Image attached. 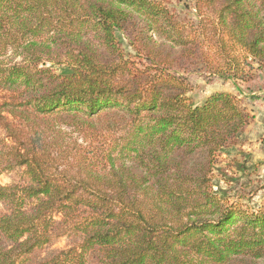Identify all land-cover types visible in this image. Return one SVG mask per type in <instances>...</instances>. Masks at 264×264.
<instances>
[{
	"label": "trees",
	"instance_id": "obj_1",
	"mask_svg": "<svg viewBox=\"0 0 264 264\" xmlns=\"http://www.w3.org/2000/svg\"><path fill=\"white\" fill-rule=\"evenodd\" d=\"M168 1L0 0V264H264V208L213 183L249 112L188 96L264 74V0H193L190 32Z\"/></svg>",
	"mask_w": 264,
	"mask_h": 264
},
{
	"label": "rangeland",
	"instance_id": "obj_2",
	"mask_svg": "<svg viewBox=\"0 0 264 264\" xmlns=\"http://www.w3.org/2000/svg\"><path fill=\"white\" fill-rule=\"evenodd\" d=\"M169 7L178 14L180 20L190 27V19H202L194 9L193 0H169ZM206 26L200 29L202 39L215 49V37L212 23L205 21ZM196 26V25H195ZM127 51L131 48L124 41ZM235 56L243 58L240 51H233ZM59 70L58 66H54ZM248 69V67H246ZM204 74L192 76L193 90L188 93L193 104H202L210 95L218 91H227L236 95L240 105L249 112L250 122L242 137L233 145L223 150L218 157L213 174L215 191L227 202H239L252 210L264 208V74L253 71L251 81L233 82L224 78H208ZM14 174L4 173L0 184L9 183ZM67 239L61 238L53 246L60 249L67 245Z\"/></svg>",
	"mask_w": 264,
	"mask_h": 264
}]
</instances>
